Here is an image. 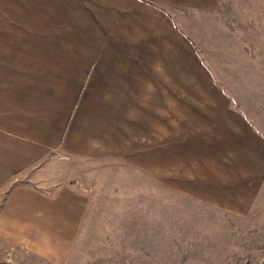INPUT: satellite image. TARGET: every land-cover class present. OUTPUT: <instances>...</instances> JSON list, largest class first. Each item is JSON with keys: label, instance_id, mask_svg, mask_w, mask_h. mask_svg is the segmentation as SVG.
Listing matches in <instances>:
<instances>
[{"label": "crops", "instance_id": "0c3cea01", "mask_svg": "<svg viewBox=\"0 0 264 264\" xmlns=\"http://www.w3.org/2000/svg\"><path fill=\"white\" fill-rule=\"evenodd\" d=\"M219 5L0 0V264H70L92 202L73 176L121 151L150 152L135 113L150 112L151 97L231 94L198 35L216 27Z\"/></svg>", "mask_w": 264, "mask_h": 264}, {"label": "rangeland", "instance_id": "374dc122", "mask_svg": "<svg viewBox=\"0 0 264 264\" xmlns=\"http://www.w3.org/2000/svg\"><path fill=\"white\" fill-rule=\"evenodd\" d=\"M219 6L216 27L198 35L231 94L151 97L150 112L135 113L150 152L73 176L92 202L70 264H264V144L240 135L246 122L264 138V0ZM30 260L17 262L42 263Z\"/></svg>", "mask_w": 264, "mask_h": 264}]
</instances>
